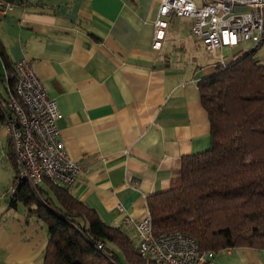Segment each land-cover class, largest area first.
Returning <instances> with one entry per match:
<instances>
[{
	"label": "crops",
	"instance_id": "0c3cea01",
	"mask_svg": "<svg viewBox=\"0 0 264 264\" xmlns=\"http://www.w3.org/2000/svg\"><path fill=\"white\" fill-rule=\"evenodd\" d=\"M2 4L5 53L13 65L27 60L56 102L60 139L80 168L69 192L137 242L133 223L148 214L147 198L172 187L181 158L210 147L198 82L252 51L251 44L220 49L222 65L187 21L172 18L154 48L158 0ZM252 52L264 65V42ZM15 173L9 130L0 123V264H41L46 227L34 207L10 204ZM39 188L49 192L46 182ZM212 264H264V251L226 249Z\"/></svg>",
	"mask_w": 264,
	"mask_h": 264
},
{
	"label": "trees",
	"instance_id": "16d2710c",
	"mask_svg": "<svg viewBox=\"0 0 264 264\" xmlns=\"http://www.w3.org/2000/svg\"><path fill=\"white\" fill-rule=\"evenodd\" d=\"M15 83L14 65L0 41L5 94L0 91V123ZM198 91L210 124V147L181 158L172 187L147 198L153 235L186 234L201 252L264 251V65L254 52H244L228 66H216L198 82ZM45 182L49 192L20 182L10 200L12 206L34 207L32 213L46 227L41 264H153L140 258L138 243L124 230L106 225L67 187ZM99 242L103 250L97 249Z\"/></svg>",
	"mask_w": 264,
	"mask_h": 264
},
{
	"label": "built area",
	"instance_id": "2783aa9c",
	"mask_svg": "<svg viewBox=\"0 0 264 264\" xmlns=\"http://www.w3.org/2000/svg\"><path fill=\"white\" fill-rule=\"evenodd\" d=\"M172 18L189 23L190 34L216 63L223 62V56L218 54L222 48L232 49L248 42L256 51L264 42V0H158L153 23L154 48L160 47ZM14 70L15 96L4 105V124L9 130L16 164V179L8 190L10 200L23 181L35 191L45 181L70 188L80 168L67 156L60 139L57 104L48 97L27 60L15 63ZM133 228L138 254L145 263L212 264L216 255L214 251L201 252L192 237L180 232L154 236L149 214L135 221ZM97 249L103 250V244L99 242Z\"/></svg>",
	"mask_w": 264,
	"mask_h": 264
},
{
	"label": "rangeland",
	"instance_id": "374dc122",
	"mask_svg": "<svg viewBox=\"0 0 264 264\" xmlns=\"http://www.w3.org/2000/svg\"><path fill=\"white\" fill-rule=\"evenodd\" d=\"M180 21H183V20H180ZM186 30H187V28L185 27V26H182V27H180V33H183V32H186ZM0 91H1V93H2V95L4 96L5 94H4V89L2 88V86L0 85ZM120 258H121V261H122V263H124L123 261V258H122V256L120 255ZM215 258V257H214Z\"/></svg>",
	"mask_w": 264,
	"mask_h": 264
}]
</instances>
